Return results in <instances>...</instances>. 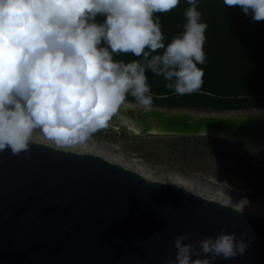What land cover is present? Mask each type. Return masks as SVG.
<instances>
[{"label": "clouds", "instance_id": "1", "mask_svg": "<svg viewBox=\"0 0 264 264\" xmlns=\"http://www.w3.org/2000/svg\"><path fill=\"white\" fill-rule=\"evenodd\" d=\"M186 2L183 31L166 45L159 14L180 0H0V153L29 152L37 134L57 149H72L114 118L124 121L122 110L151 111L149 70L176 95L199 92L209 25L198 0ZM223 3L264 21V0ZM128 55L136 59H116ZM247 205L243 197L232 207L242 213ZM189 239L187 233L175 238V258L165 264H215L251 246L247 232L226 229L185 243Z\"/></svg>", "mask_w": 264, "mask_h": 264}, {"label": "water", "instance_id": "2", "mask_svg": "<svg viewBox=\"0 0 264 264\" xmlns=\"http://www.w3.org/2000/svg\"><path fill=\"white\" fill-rule=\"evenodd\" d=\"M258 110L196 114L153 106L121 115L141 137L207 136L260 154L264 114ZM225 229L247 232L251 246L215 264H264V216L149 180L92 153L35 141L27 153H0V264H165L175 258L178 235L195 243Z\"/></svg>", "mask_w": 264, "mask_h": 264}, {"label": "rangeland", "instance_id": "3", "mask_svg": "<svg viewBox=\"0 0 264 264\" xmlns=\"http://www.w3.org/2000/svg\"><path fill=\"white\" fill-rule=\"evenodd\" d=\"M172 110H188L196 114L217 113L192 108ZM109 127L115 128V131L102 130L86 144L90 153L150 180L179 185L225 205L232 206L247 197L249 205L242 211L264 216V153L248 154L250 158L243 153L241 143L207 136L141 137L133 134L119 117L114 118ZM33 141L49 142L39 134ZM78 151L84 152L82 148ZM225 182L230 189L221 185Z\"/></svg>", "mask_w": 264, "mask_h": 264}, {"label": "trees", "instance_id": "4", "mask_svg": "<svg viewBox=\"0 0 264 264\" xmlns=\"http://www.w3.org/2000/svg\"><path fill=\"white\" fill-rule=\"evenodd\" d=\"M188 7L186 0H180L176 9L159 14L166 45L183 31ZM198 11L202 22L209 25L204 46L206 64L198 65L205 73L203 86L199 92L176 95L165 87L163 77L149 70L146 75L153 106L219 113L264 109V21L254 22L239 7H226L223 0H198ZM97 19L102 21L103 17ZM116 59L130 62L136 58L128 55Z\"/></svg>", "mask_w": 264, "mask_h": 264}, {"label": "bare ground", "instance_id": "5", "mask_svg": "<svg viewBox=\"0 0 264 264\" xmlns=\"http://www.w3.org/2000/svg\"><path fill=\"white\" fill-rule=\"evenodd\" d=\"M40 143V142H39ZM44 144H49V145H52V146H54V147H56L51 141H49L48 143H44ZM89 146L88 145H82V146H77V147H75V148H72V149H64V150H71V151H77V152H79L78 151V149L79 148H82L83 150H84V152H82V153H90L91 151H90V149L88 148ZM100 156V155H99ZM142 175V174H141ZM145 177V176H144ZM148 179V178H147ZM150 180V179H149Z\"/></svg>", "mask_w": 264, "mask_h": 264}]
</instances>
